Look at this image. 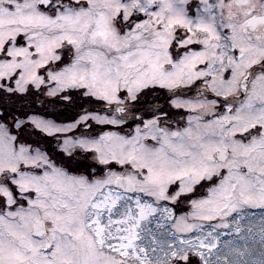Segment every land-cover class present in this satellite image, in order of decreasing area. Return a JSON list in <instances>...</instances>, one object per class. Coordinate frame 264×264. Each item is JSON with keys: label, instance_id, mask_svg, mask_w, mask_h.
I'll use <instances>...</instances> for the list:
<instances>
[{"label": "snow or ice", "instance_id": "obj_1", "mask_svg": "<svg viewBox=\"0 0 264 264\" xmlns=\"http://www.w3.org/2000/svg\"><path fill=\"white\" fill-rule=\"evenodd\" d=\"M0 264H264V0H0Z\"/></svg>", "mask_w": 264, "mask_h": 264}, {"label": "rangeland", "instance_id": "obj_2", "mask_svg": "<svg viewBox=\"0 0 264 264\" xmlns=\"http://www.w3.org/2000/svg\"><path fill=\"white\" fill-rule=\"evenodd\" d=\"M252 220L254 221V223L251 226L253 227L254 232L258 233L259 232V228L261 226L260 225V221H259V212H258V210H257V215L255 217H252ZM242 226L245 229H247V227H249V222H248V219L247 218H246V220L244 222H242ZM223 231L224 232H229V231H233V230L232 229H225ZM230 239H236V237L234 235L233 236H230V235H222L221 236V242L222 243H223V241L230 240ZM258 239H259V237L257 236V240ZM249 243H250V246H252V248H254L256 246V244H257V243L252 244L251 241ZM250 258H252V257H250Z\"/></svg>", "mask_w": 264, "mask_h": 264}, {"label": "trees", "instance_id": "obj_3", "mask_svg": "<svg viewBox=\"0 0 264 264\" xmlns=\"http://www.w3.org/2000/svg\"><path fill=\"white\" fill-rule=\"evenodd\" d=\"M252 247V246H251ZM253 250V254L248 257L247 259H249L250 261L254 262L255 260L258 261L261 257V246L259 243L256 244V246L254 248H252Z\"/></svg>", "mask_w": 264, "mask_h": 264}]
</instances>
